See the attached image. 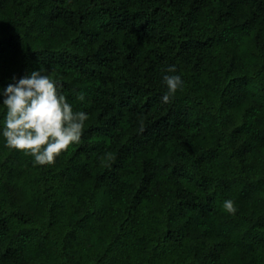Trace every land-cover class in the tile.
<instances>
[{"label": "trees", "instance_id": "16d2710c", "mask_svg": "<svg viewBox=\"0 0 264 264\" xmlns=\"http://www.w3.org/2000/svg\"><path fill=\"white\" fill-rule=\"evenodd\" d=\"M40 69L89 118L36 165L0 95V264H264V0H0V89Z\"/></svg>", "mask_w": 264, "mask_h": 264}, {"label": "clouds", "instance_id": "9594fccd", "mask_svg": "<svg viewBox=\"0 0 264 264\" xmlns=\"http://www.w3.org/2000/svg\"><path fill=\"white\" fill-rule=\"evenodd\" d=\"M175 73L174 66L167 69ZM167 92L162 97L168 103L178 90L183 88L180 75H165ZM6 108L2 135L6 146L23 151L34 158L36 165H49L57 156L79 143L88 115L73 110L67 97L58 89L57 82L42 70L34 71L30 77L19 79L0 89ZM83 100V94L78 97ZM224 209L235 214L232 200L223 202Z\"/></svg>", "mask_w": 264, "mask_h": 264}]
</instances>
